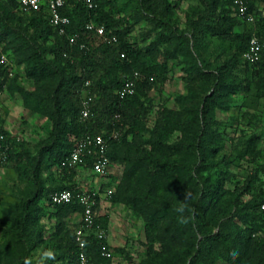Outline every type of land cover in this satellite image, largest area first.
<instances>
[{"label":"trees","instance_id":"1","mask_svg":"<svg viewBox=\"0 0 264 264\" xmlns=\"http://www.w3.org/2000/svg\"><path fill=\"white\" fill-rule=\"evenodd\" d=\"M182 1L124 0L130 13L122 14L116 0H98L94 9L67 0L61 11L69 16L70 24L62 34L50 23L44 7L22 15L19 0H0L3 52L16 66L25 65L24 74L14 70L10 75L14 66L0 62V96L19 95L25 109L51 121L48 136L33 153L4 125L0 114V133L11 146L9 161L0 166L17 162L19 175L28 177L23 198L5 210L8 225L5 237H0V264H79L76 228L69 224L73 216H80L82 206L75 201L53 204L51 194L63 189L78 191V171H92V158L76 167L63 165L75 142L113 130L120 137L110 141L108 155L123 170L110 200L129 206L144 220L149 253L140 264H264V162L244 180L229 168L212 170L223 145L210 128L218 110L230 109L234 94L253 86L264 90V49L256 63L243 59L252 35L264 45L260 9L264 0H246L254 22L241 15L235 0H198L200 7L194 15L179 22L176 12ZM141 21L150 23L143 39L147 44L130 39ZM91 22L103 25L117 40L108 42L96 29L87 28ZM244 22L252 26L238 30ZM207 35L228 42L234 54L223 63L219 52L216 59L204 56L209 48ZM71 36H76V42L70 41ZM171 61L192 74L201 92H210L212 86L217 91L206 98L195 97L186 113L162 104L152 121L151 91L154 85L168 82ZM239 65L250 72V79L233 74ZM135 72L139 73L135 93L121 98L118 89ZM87 96L92 97L91 113L82 119V102ZM176 133L181 139L171 143ZM257 141V136L250 137L244 153L253 154ZM44 165L60 178L53 189L44 182ZM227 181L234 186L226 187ZM100 187L104 191V184ZM43 200L55 217L51 239L45 237L40 223L46 214ZM181 206L183 212L178 211ZM97 222L108 227L106 215L98 216ZM41 246L53 252L34 258ZM104 248H112L107 238L90 231L84 248L89 264H113ZM116 250L129 257L125 248Z\"/></svg>","mask_w":264,"mask_h":264},{"label":"rangeland","instance_id":"2","mask_svg":"<svg viewBox=\"0 0 264 264\" xmlns=\"http://www.w3.org/2000/svg\"><path fill=\"white\" fill-rule=\"evenodd\" d=\"M122 14L130 13V9L124 5V0H116ZM200 7L198 0H183L179 3L176 12V19L179 22H185L187 15L193 16L196 9ZM260 9L264 14V2L260 3ZM22 15H28L27 11H20ZM134 21V20H133ZM252 25L248 22L240 24L238 30L244 31ZM150 27L147 21H141L135 25V29L130 37L132 41L141 44L144 42V33ZM209 42L208 50H204L203 54L211 59L221 55L219 62L223 63L228 57L234 54L235 50L230 48L229 43H221L216 38L206 36ZM172 69L169 73L168 82L161 85H154L151 91V97L155 103L152 111V121L155 119L157 108L166 104L171 108H176L186 113L193 105L195 97L212 96L217 91L214 86L208 93L200 91L197 81L192 79V74L178 65L176 61H171ZM14 70L24 74L25 65H17L14 61ZM233 74L238 79H250L251 74L239 65L233 70ZM26 85H30L27 79H24ZM221 97H223L221 95ZM224 99V97H223ZM230 109L228 111L218 110L216 122L210 124L211 130L218 133L220 143L223 148L219 150L214 158L218 164L212 170L218 168H229L236 173L237 178L244 180L246 174L254 169L257 165L264 162V90H257L254 86L249 90H241L233 95V99L229 102ZM0 114L4 119V125L13 133L20 136L23 140L25 148L33 153L37 152L41 141L45 139L51 128V121L37 113H33L24 108L22 99L19 95L11 96L3 93L0 96ZM253 136L258 137L256 148L253 154H246V141ZM181 139V135L176 133L171 143H176ZM241 155V156H240ZM17 162H11L8 165L0 166V237H5L4 229L8 225V218L5 210L12 209L23 198V192L28 185V177L22 178L17 170ZM52 169V168H51ZM49 166L44 165L42 168V176L44 182L49 189L55 188L60 183V178L51 174L52 170ZM123 165L114 163L113 177L100 178L97 173L91 170H79L77 179L83 189L94 190L101 189L99 187L104 184L103 190L107 188H115L122 176ZM226 187L232 188L233 182L227 181ZM97 207L98 215H106L108 218V227L105 230L108 243L112 247L109 251L113 259V264H140L149 253L147 239L144 230V220L138 216L129 206L120 203H112L105 195ZM45 216L41 218V225L44 229L45 237L51 239L54 231L55 217L48 208V201H42ZM4 211V212H3ZM80 216H73L70 220V227L75 230L79 226ZM4 235V236H3ZM3 236V237H2ZM125 248L127 254L120 253L118 248ZM159 249V243L155 244ZM45 251V252H44ZM51 247L46 250L43 246L38 248L34 253V258L43 254L44 257L50 256ZM218 264H227L223 261Z\"/></svg>","mask_w":264,"mask_h":264},{"label":"built area","instance_id":"3","mask_svg":"<svg viewBox=\"0 0 264 264\" xmlns=\"http://www.w3.org/2000/svg\"><path fill=\"white\" fill-rule=\"evenodd\" d=\"M85 4L87 7L94 9L98 6V0H77ZM67 0H19L20 7L27 12L40 10L44 7V10L48 12L50 23L58 28L60 33L66 32V26L70 24V18L64 15L61 9L66 5ZM237 7L243 17L249 22H254L255 18L252 14L248 13V6L246 0H235ZM87 28L96 29L97 32L104 37L108 42H114L117 40V36L107 33L106 28L96 26L94 23H88ZM71 42H76V36L70 37ZM264 45L261 39L256 35H252L249 41L248 49L243 53L244 61L248 63H256L261 60ZM124 56V54H123ZM0 62L6 66H13L12 60L8 54L3 52V47L0 44ZM14 69H11L10 75H13ZM139 78V73L135 72L134 76L125 80L123 85L118 89L117 93L121 98L135 93L136 80ZM89 83V82H88ZM91 100L92 97L87 96L83 99L81 118H87L91 113ZM115 118H119V114H115ZM120 137V133L117 130L105 134L86 135L79 138L70 154L62 162L64 166L76 167L86 164L89 158H92V171L97 173L100 178H110L113 175L114 163L111 161L108 155V149L110 141L117 140ZM19 141L20 138L18 137ZM10 144L7 140V136L4 133H0V164L7 163L9 161V149ZM100 187V186H99ZM114 193V189L107 188L106 191H101L97 188L94 190L83 189L82 187L78 191L71 189H63L53 192L51 194V201L53 204H66L70 202H78L82 206V213L80 214V226L75 231L76 241L79 245V264H89L87 254L84 251L86 246V236L90 231H94L100 238H106V232L97 222L98 212L97 207L104 194L107 199H110ZM261 210L264 213V202L261 204ZM264 235V233H263ZM103 253L107 256H111L110 252L104 248Z\"/></svg>","mask_w":264,"mask_h":264},{"label":"clouds","instance_id":"4","mask_svg":"<svg viewBox=\"0 0 264 264\" xmlns=\"http://www.w3.org/2000/svg\"><path fill=\"white\" fill-rule=\"evenodd\" d=\"M178 211L183 212V211H184V206H181V207L178 209ZM181 222H183V221H181ZM48 255H51V253H48Z\"/></svg>","mask_w":264,"mask_h":264}]
</instances>
